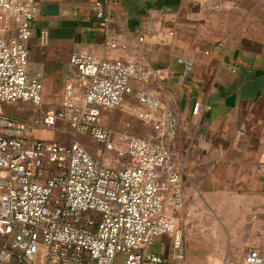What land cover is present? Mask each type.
<instances>
[{"label":"built area","instance_id":"1","mask_svg":"<svg viewBox=\"0 0 264 264\" xmlns=\"http://www.w3.org/2000/svg\"><path fill=\"white\" fill-rule=\"evenodd\" d=\"M36 11L35 0H0V22L16 24L14 34L0 36V105L42 100L40 78L27 72ZM96 17L106 24L101 10ZM69 61L81 85L66 82L58 105L27 120L0 110V264L160 263L163 256L151 248L161 236L168 237L172 257L183 261L182 231L166 209V202L183 204L181 177L165 143L178 134L177 114L165 107L157 116L160 100L132 91L131 79L147 76L141 62L86 52ZM132 92L134 116L151 126L153 137L113 131L101 122L102 110L118 108ZM207 107L197 101L192 113ZM57 121L67 126L68 144L32 135ZM77 135L96 141L99 154L90 155ZM106 152L113 154L109 162ZM237 264L264 259L250 248Z\"/></svg>","mask_w":264,"mask_h":264},{"label":"crops","instance_id":"2","mask_svg":"<svg viewBox=\"0 0 264 264\" xmlns=\"http://www.w3.org/2000/svg\"><path fill=\"white\" fill-rule=\"evenodd\" d=\"M35 4L27 72L40 78L42 100L39 105L4 103L0 110L27 120L58 105L66 82L81 85L69 61L73 53L143 63L145 80L133 78L130 85L133 92L160 100L157 116L165 107L177 114L178 134L165 143L185 190L203 196L210 222L218 218L227 226L228 252L241 240V248H257L264 259V0ZM98 10L107 18L104 26ZM15 26L12 20L0 22V36L14 34ZM133 92L118 108L101 111V122L111 130L126 131L121 122H141L134 116ZM197 101L208 107L194 115ZM32 135L52 138L53 133L35 130ZM110 156L106 152V162ZM151 250L164 260L144 264L180 262L172 257L166 236L156 238Z\"/></svg>","mask_w":264,"mask_h":264},{"label":"rangeland","instance_id":"3","mask_svg":"<svg viewBox=\"0 0 264 264\" xmlns=\"http://www.w3.org/2000/svg\"><path fill=\"white\" fill-rule=\"evenodd\" d=\"M103 124L109 127L107 122ZM126 125L129 126L126 127ZM121 127L139 136L153 137L155 135L151 126L144 122H121ZM49 130L53 133L51 139L60 143L68 144L72 139L63 122H56ZM75 138L90 155L99 154L100 145L89 136L77 135ZM166 209L177 218L186 247L185 259L174 264H237L250 249V247L241 248V240H237L229 252L226 250L229 245L228 228L218 218H214V222L208 220L211 212L203 196L197 192L189 193L183 186L182 206L173 208L166 202Z\"/></svg>","mask_w":264,"mask_h":264},{"label":"bare ground","instance_id":"4","mask_svg":"<svg viewBox=\"0 0 264 264\" xmlns=\"http://www.w3.org/2000/svg\"><path fill=\"white\" fill-rule=\"evenodd\" d=\"M156 240V239H155Z\"/></svg>","mask_w":264,"mask_h":264}]
</instances>
